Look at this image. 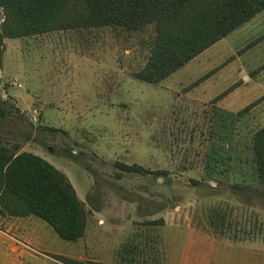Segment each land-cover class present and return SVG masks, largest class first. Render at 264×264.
Here are the masks:
<instances>
[{"label": "rangeland", "instance_id": "obj_1", "mask_svg": "<svg viewBox=\"0 0 264 264\" xmlns=\"http://www.w3.org/2000/svg\"><path fill=\"white\" fill-rule=\"evenodd\" d=\"M153 36L82 25L0 39V143L51 162L87 211L76 241L0 213V264H264V200L232 187L258 183L264 11L157 83L136 76Z\"/></svg>", "mask_w": 264, "mask_h": 264}, {"label": "trees", "instance_id": "obj_2", "mask_svg": "<svg viewBox=\"0 0 264 264\" xmlns=\"http://www.w3.org/2000/svg\"><path fill=\"white\" fill-rule=\"evenodd\" d=\"M0 7L4 12L0 39L68 26L116 25L139 30L152 24L150 55L136 76L157 83L264 11V0H0ZM253 104L235 116L247 118ZM6 113L7 108L0 100V118ZM253 124H248V129L258 183L255 187L238 184L232 187L237 191L248 189L249 197L264 200V125ZM16 150L17 146L0 143V213L35 216L50 225L59 237L69 241L80 239L85 232L87 211L67 176L42 156ZM118 165L127 171L149 172L137 164ZM87 200L92 209L98 210L94 195ZM159 209L155 207L150 212ZM55 257L65 264H104L62 255Z\"/></svg>", "mask_w": 264, "mask_h": 264}, {"label": "crops", "instance_id": "obj_3", "mask_svg": "<svg viewBox=\"0 0 264 264\" xmlns=\"http://www.w3.org/2000/svg\"><path fill=\"white\" fill-rule=\"evenodd\" d=\"M8 264H16L15 262H13V261H8ZM18 264V263H17ZM249 264H251V263H249ZM263 264V263H262Z\"/></svg>", "mask_w": 264, "mask_h": 264}]
</instances>
